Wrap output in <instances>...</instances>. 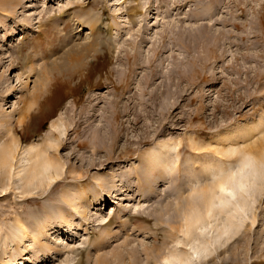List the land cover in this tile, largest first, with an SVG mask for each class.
<instances>
[{
    "label": "rangeland",
    "instance_id": "1",
    "mask_svg": "<svg viewBox=\"0 0 264 264\" xmlns=\"http://www.w3.org/2000/svg\"><path fill=\"white\" fill-rule=\"evenodd\" d=\"M60 116V178L0 176V263L157 264L195 177L264 152V0H0V144ZM254 211L200 264H264V192ZM20 217L48 227L4 256Z\"/></svg>",
    "mask_w": 264,
    "mask_h": 264
},
{
    "label": "bare ground",
    "instance_id": "2",
    "mask_svg": "<svg viewBox=\"0 0 264 264\" xmlns=\"http://www.w3.org/2000/svg\"><path fill=\"white\" fill-rule=\"evenodd\" d=\"M95 29L96 24L92 25L93 33ZM23 120H20L21 125ZM66 131L67 126L60 116L52 121L44 143L34 141L22 148L20 139L14 135L8 142L3 141L5 143L0 144V176L4 175L9 181H24L27 186L24 191L28 193L40 187H51L65 171L64 163L59 159L57 152ZM21 150L23 151L20 152ZM220 163H223V160ZM166 167L170 165L166 164ZM207 171L210 178L205 184L198 186L200 180L196 176L193 181L195 186L189 194L191 197L199 196L200 199L196 197L200 203L188 200L185 210L182 209V221L176 226L178 232L171 226L176 233L183 234L184 239L178 236L168 256H163L157 264H200V261L209 260L220 249L238 239L244 228L252 230L255 226L257 215L254 210L264 192V152L259 157L249 153L243 154L235 164L230 163L228 167L221 166L220 169L209 167ZM8 189L9 186L5 187L3 192ZM84 195L85 189H81L78 200ZM249 212H252L253 217H250ZM248 221H251V224L246 227ZM63 224L66 225L64 220ZM14 225L17 234L6 239L4 256H11L15 246L27 238L29 244L24 246V251L34 252L48 227L42 225L34 231L21 217L17 218ZM48 257H51L50 253ZM0 264L18 263L9 260Z\"/></svg>",
    "mask_w": 264,
    "mask_h": 264
}]
</instances>
